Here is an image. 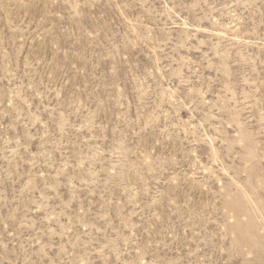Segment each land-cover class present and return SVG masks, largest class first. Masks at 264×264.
Listing matches in <instances>:
<instances>
[{"label":"rangeland","instance_id":"374dc122","mask_svg":"<svg viewBox=\"0 0 264 264\" xmlns=\"http://www.w3.org/2000/svg\"><path fill=\"white\" fill-rule=\"evenodd\" d=\"M0 264H264V0H0Z\"/></svg>","mask_w":264,"mask_h":264}]
</instances>
